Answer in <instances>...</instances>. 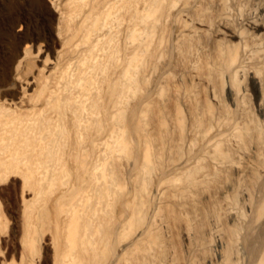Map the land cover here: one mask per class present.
Segmentation results:
<instances>
[{"label":"bare ground","instance_id":"obj_1","mask_svg":"<svg viewBox=\"0 0 264 264\" xmlns=\"http://www.w3.org/2000/svg\"><path fill=\"white\" fill-rule=\"evenodd\" d=\"M43 1L0 3V11L10 14V28L18 25L22 31L4 38L0 21V183L15 176L22 179L19 259L15 262L11 256L7 262V250L1 247L6 223L0 208V264H38L34 256L42 239L34 238V226L47 212L40 213L46 207L42 208L44 201L39 197L57 182L62 186L58 185L61 190L53 201L54 221L60 224H54L56 233L49 238L54 244L51 264H175L167 257L156 261L155 253L151 255L159 248V232L175 220L189 227L183 234L193 243L186 248L182 264H193L201 242L197 243L191 229L198 217L186 204L192 208L195 190L229 171L236 177L214 205L229 218L230 227L222 231L217 217H210L215 260L204 264H239L243 239L238 238L254 232L258 241L245 249L241 261L264 264V221L259 222L264 213V89L255 101L260 120L246 110L244 94L237 89L239 78L247 76L253 84L262 78L261 17L255 11L240 17L239 9V16L233 17L225 9L226 2L222 1L224 8L219 2L222 10L216 14L214 33L221 38L208 54L201 55L198 50L192 53L181 48V41L203 31L196 0H47L64 37H58L63 41L51 58L43 32H29L32 26L47 25ZM190 10L196 13L192 22L186 18ZM229 14L238 17V25H230ZM166 26L171 28L170 35L173 32L170 49L180 60L171 91L192 107L186 126L177 111L167 119L163 105L155 107L165 116L155 128L159 138L155 145L145 112L168 85L160 84L155 97L153 90L148 95L140 90L162 57ZM66 45L68 50H64ZM39 55L43 58L38 78L32 77L31 82L22 78V67ZM161 72L156 82L164 79L165 84L170 72L167 68ZM182 80L205 85L209 95L205 109L194 106L193 89ZM223 81L230 105H221L217 98V82ZM249 139L255 144L256 161L249 166L257 184L254 191L242 186L232 157ZM123 160L129 163L122 164ZM112 223L120 238H110ZM131 233L132 239L126 241ZM229 249L237 255L234 260Z\"/></svg>","mask_w":264,"mask_h":264},{"label":"rangeland","instance_id":"obj_2","mask_svg":"<svg viewBox=\"0 0 264 264\" xmlns=\"http://www.w3.org/2000/svg\"><path fill=\"white\" fill-rule=\"evenodd\" d=\"M193 1H195V0H193ZM196 1L198 2V5L200 6L199 13L201 14L200 17H201L202 23L204 24V27H201V30L203 29V31L198 32L194 37L186 39L187 41L186 40L181 41V43L184 45L183 46L180 45V46H181V48H183L182 50H184V51H187L188 49H190L188 51L191 52L193 50L192 51V53H193L194 50H198L197 51L198 53L200 52L201 55H204V53L208 54L210 52V50H212L213 46H215L216 41L221 38V35H215V33H214L215 26H216V21H215L216 14L219 13L220 10H222V9H220L221 8L220 3L224 4L226 2L227 5L224 4V6H222V8L228 6L225 9H228L227 12L230 9V11L228 13H231L233 17L239 16L240 13L237 12L238 9L241 10V12L243 14V15L241 14L240 17H245L246 15H250V13L252 14L255 11L256 13H254V14H257L258 16L261 17L262 24L264 26V0H238V1H236V0H221V1L220 0H196ZM1 2H2V0L0 1V3ZM43 4L41 6L42 10L41 9L40 10L41 11L44 10L43 12H45L44 14H45L46 18L48 19V21L46 22L47 25L45 24L46 26L43 27L45 30L41 27H38V26H32L31 28H29L30 30L29 29L28 30L30 33L33 32V34H35V32H36V34H42V32H43V34H42L43 38L46 37L45 41L47 40L46 43L48 42L47 44H49V47H46L48 49L47 52L49 53V56L52 58L55 56V53H54L55 50L59 49L60 43L63 41L61 39V38H64L63 34L60 33L61 31H63V27H62L61 23H60L61 25L58 23L59 21L57 20L58 19L57 15L55 12H53L54 10H52V8L48 4L47 0L43 1ZM43 6H44V8H43ZM199 6H198V8H199ZM4 12L7 13V10L6 11H4V10L0 11V13L2 14V15L0 14V21L3 20V21H1L2 22L1 26L2 27L4 26L3 28H5V33H6L4 38L10 37V39H11L14 35H19L22 31L21 30L19 31L18 25H14L13 27L10 28V26L8 25L10 14H9V12H8V14H5ZM235 13H236V15H235ZM231 14H229V16L232 19V20L231 19L229 20L230 25L232 23H234V25L232 24V26L238 25V22H239L238 17L233 18L231 16ZM3 15H6V17L8 16L7 17L8 19L6 17H3ZM195 16H196V13L194 11L192 12V10H190L189 15H187V17H186V18H189L190 20L187 19V21L193 20V18ZM191 22H188V23H190L191 26L195 25V24H192ZM244 28L246 30H248L247 27H244ZM41 29H43V30H41ZM170 29L171 28L169 26H168V28H167V26L165 27L166 32H164V33H165L166 37L164 36V39L166 41L164 40V42L166 44L164 43L165 47L162 50L163 52L161 53L162 57H160L158 62L155 64L156 67L154 68V70H152L153 74H151V76L149 75L148 76L149 78H147L149 81L146 79L147 85H146V87L144 86L146 90H144V89L142 90V88H144L142 84L146 83V81L141 84L142 87L140 90L141 91L140 93H144L143 91H145V92H147V93H145L147 95L150 93L152 94L151 91L153 90L152 95L154 96V95H156L155 93H157L159 91L158 89L161 85H166V83L168 85V89L167 88L165 89L166 91H164V88L166 86H163L164 87L163 92H162L163 94L161 93L163 98L161 95H159V97L156 96L157 98L155 96H154L155 98L152 97L153 102L157 103V104L151 103L152 105L145 112L146 113V117H145L146 121L145 122L148 124L147 128H148V130L152 131L153 135H155V145L158 144V142H159V138H157V131L155 130V128L157 127V124L161 119H165V116L161 117L157 111V108H155V107L157 105L162 104L164 109H165L164 114L168 117L167 119H169L170 117H174V114L177 111L179 113L178 116L181 117V119H182V125L183 126H186L189 123V113L188 112L190 111V108L192 107L191 102H188V100L185 101V100H182L180 98H176V96L173 95V92L171 91V89H172L171 84H173L178 79L177 69L179 70L178 67H180V63H179L180 60L175 55V53L172 52L170 49V42L172 40L171 35L173 34V32L171 31V35H170ZM58 31H59V33H58ZM258 33L262 34V45L261 46L264 50V29L258 30ZM58 37H61V38L58 39ZM75 39L72 41L73 42L72 46L77 41V39H76V41H75ZM233 42H236V41L233 40ZM68 44L71 45V43H68ZM67 47H68V45L65 46L64 50H68ZM184 47L185 48L187 47V49L185 50ZM33 52H35V51H33ZM42 56H44V55H42ZM40 58L42 59L43 57H41L39 55L36 58H34V60H31L32 62L28 61V64L30 66L25 65L26 67H24V68L22 67V71H23V73L21 72L22 78L27 79L30 82L32 81V79H31L32 77L38 78L39 71L41 68ZM165 66L167 68V72L168 73L170 72L171 74L169 73V76H167V78L165 79V84L163 81L164 79L162 81L160 80L159 84H158V81L156 82V80H158L157 77L159 78V75H160L159 73L161 72V70H162V72H164V70L166 71ZM12 67H14V65H12ZM13 73L14 72L12 69L11 74H13ZM182 81H184V82H182V84L184 86L192 87V89H193L194 106L197 105L198 107L201 108V110L205 109V103L209 98L208 91H207L205 85L200 84V83L191 84L189 81H186V80H182ZM103 85L101 84L100 88L105 90V88H104L105 85H104V87H103ZM219 87H220V89H219ZM226 89H227V85L225 84L224 81L221 82V84L219 82H217L216 93H217L218 101L221 105H222V103L225 105H230ZM237 89L240 90L239 92L244 94L243 95V99H244L243 104H245L246 110L250 113V115H253L254 117H256L257 119L260 120L262 117L260 115H258V113L256 111L255 101H256V98H258L260 96L261 91L264 89V71H263V75H262L260 82L257 84L256 83L253 84L251 81H249V78L247 76H244L243 78H239V83L237 85ZM29 93H31V91H29ZM140 93H139V95L142 97L145 95V94L143 95ZM139 95H137L138 98H139ZM11 98H14V97H11ZM159 99L162 100V101L160 100L162 103L160 101H158ZM155 100H157L158 102H155ZM209 101H210V99H209ZM163 102H164V104H163ZM211 104L213 105V108L217 107V105L215 103L211 102ZM175 136L176 135L174 134L172 137H175ZM69 140H71V138ZM173 156H175V155H173ZM232 157H233V161L236 162L238 172L241 175L240 181H241L242 186H247L254 191L255 185H257V184L255 183L254 177H253L251 170L249 168V166L252 163H255V161H256L255 160V144H254V141L252 139L247 140L245 143H243V145L240 149V153L235 155V156H232ZM126 162L127 161L123 160L122 164L123 163L126 164ZM127 163H129V162H127ZM203 165L206 169H208L207 168V166H208L207 162H203ZM122 171L123 172H121V175H122L121 177H124L125 176L124 170H122ZM235 177H236L235 172H233V171H229L225 174H219L215 179L209 180L207 183L203 184L200 188L195 190V192H194L195 194L192 195V197L194 199V204H193L192 208L189 206V204H186V206H187L186 209L189 211H193L196 214V216L198 217L197 223H195V225L191 226V229L195 230V232H196V236H197L196 239H198V241L196 240L197 243L199 242V240L201 242V243H199L200 244V250H199L200 253H198L197 256L195 255L196 259L193 262V264H204L205 261L207 262L208 260H215V251H214L215 250V242L213 240V237H211V235L209 236V226H208L209 220L211 219L210 218L211 216L213 218L217 217L216 219L218 220V223L220 224V228L222 229V231H225L230 227L229 218H227L224 214H222L220 212L218 207L216 205H214V202L219 200L220 196L223 194V191H225L226 188L228 187V185H230L233 182ZM154 178H155V175H153L151 179L154 180ZM70 181H71V178L69 179V182ZM21 183H22V179L20 177H16V176L14 178L11 177V178L7 179V181L0 183V208H1V210H3L2 214H4V218H5L4 221L6 223L5 224L6 228L4 229L3 233L1 234V238L5 243L1 244V247H3L2 249L5 251L7 250V255H6L7 262L11 260V256H13V258L15 259V260L14 259L13 260L15 262L16 261L18 262V259H19L18 253H20V248H19L20 246L18 245L17 241L19 238H21V235H22L21 234L22 230H20V228H21V215H22V213H21V210H22V203L21 202H22V200H21V194H20ZM56 184H54L55 188L53 186L51 189L50 188L48 189L49 191H47V192H49V193H47L46 191H43L42 195L39 197L41 201L42 200L44 201L43 203H41L43 205L42 208L46 207L40 213H42V212L45 213V210L47 212L45 214L41 215V216L45 215L44 218L40 216L39 219H41V220H38V222L35 221L36 223L34 226L35 227L34 238H37L36 239L37 241L39 240V238H41L42 239L41 242L44 240L42 243L40 241H38V242L36 241L37 242L36 247L37 246H39V247H37L38 253H35L36 256H34V258H36V262L38 264H51L50 258H52L51 256L53 255V252H54V250L52 249V246L54 247V244L49 243L50 242L49 238H54V233H56L54 224L60 222V220H58L59 222L54 221V219L55 220L57 219V215L54 216L55 215L54 212L56 211V209L54 210L55 204L53 201L55 198H57L56 196H57V194L60 193L59 191L61 190V189H59V191H58V188H59L58 185L60 183L58 184V182H57ZM61 186L62 185L60 184V188H61ZM50 190H52V191H50ZM53 190H54V193H53ZM45 193H47V194L45 195ZM27 196L29 197V199L31 198L30 195H27ZM28 197H26V199H28ZM44 198H46V199H44ZM237 203H238V206L242 208L241 197H238ZM241 211L243 214L246 213V210H244V208H242ZM162 213H163V215L165 214L164 209L162 210ZM164 217H165V215H164ZM263 221H264V213L262 214L259 222L262 223ZM111 227H112L111 229H112L113 234L110 236V238H120L119 235L115 233L116 232L115 231V224L113 225V223H112ZM187 228H189V227H187L183 222H181L179 220H175V221H170L168 223V226L166 228L162 229L161 232H159L158 238H157V243L159 244V248L156 251H152V253H151V255H154V253H155V255H156L155 260L156 261L161 260V259H165L166 257L168 259L173 260V263H175V264L176 263L182 264L185 261V259L187 257L186 248L188 247L190 242H191L190 244L193 243L192 241H189V239H186L184 237L183 233H185L187 231ZM207 231H208V233H207ZM242 235H243V231L240 232L239 237H242ZM55 236H57V235L55 234ZM126 236H128L127 238H125V239H127L126 241H130L132 239L131 238L132 233L129 235H126ZM200 236H201V238H200ZM256 236H258V235H257V233L255 234V232H254V233H251V235L249 234V236L247 238H238L240 241L243 239L242 240L243 245L239 247V252H238L239 253L238 258H240L239 264H244V262L241 260H242V253L245 251V249L252 247L254 241H258V240H256L257 239ZM58 238H59V236H58ZM125 239H121V240L123 241ZM258 239H260V238H258ZM39 243H41V244H39ZM6 244H8L10 246H6ZM51 244H53V245H51ZM56 244L59 245V243H56ZM122 244H123V242H122ZM38 248H40V249H38ZM234 253H235V251H233V249H231L230 252L228 251L229 257L232 260L237 258V255H235ZM38 258H39V260H38L39 262L37 261ZM0 260L2 262V257Z\"/></svg>","mask_w":264,"mask_h":264}]
</instances>
